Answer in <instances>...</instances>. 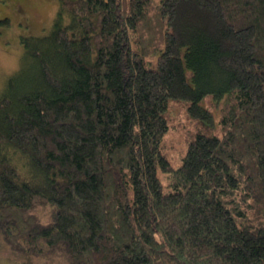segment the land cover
Returning a JSON list of instances; mask_svg holds the SVG:
<instances>
[{
	"label": "trees",
	"instance_id": "obj_1",
	"mask_svg": "<svg viewBox=\"0 0 264 264\" xmlns=\"http://www.w3.org/2000/svg\"><path fill=\"white\" fill-rule=\"evenodd\" d=\"M20 44L0 94L12 252L264 264V0H59ZM205 100H222L218 132ZM172 102L197 127L177 166L162 150Z\"/></svg>",
	"mask_w": 264,
	"mask_h": 264
},
{
	"label": "rangeland",
	"instance_id": "obj_2",
	"mask_svg": "<svg viewBox=\"0 0 264 264\" xmlns=\"http://www.w3.org/2000/svg\"><path fill=\"white\" fill-rule=\"evenodd\" d=\"M58 9L59 0H0V94L8 78L19 68L22 53L20 38L48 32ZM221 101H217L216 106L210 101L208 104L207 100L202 101L214 114V132H218L216 127ZM167 116L170 128L164 136L162 150L171 164L177 166L197 127L180 102L170 103ZM38 213L42 219L45 218L44 210L39 209ZM0 264H68V261L58 254L48 257L19 256L0 240Z\"/></svg>",
	"mask_w": 264,
	"mask_h": 264
}]
</instances>
